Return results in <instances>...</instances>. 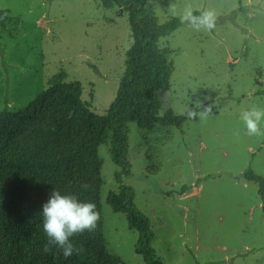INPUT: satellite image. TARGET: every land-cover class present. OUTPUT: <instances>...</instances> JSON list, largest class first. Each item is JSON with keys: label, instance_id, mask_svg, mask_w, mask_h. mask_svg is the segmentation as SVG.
Returning <instances> with one entry per match:
<instances>
[{"label": "rangeland", "instance_id": "1", "mask_svg": "<svg viewBox=\"0 0 264 264\" xmlns=\"http://www.w3.org/2000/svg\"><path fill=\"white\" fill-rule=\"evenodd\" d=\"M146 5L159 24L187 9L215 12L213 30L183 22L158 42L171 63L158 116H180L197 102L211 105V113L180 130L156 126L147 133L128 125L131 173L122 182L149 220L155 256L162 264H264V205L258 187L242 178L248 168L264 176V136L247 135L239 119L244 108L264 107V0ZM4 10L14 22L0 28V112L26 108L63 73L81 83L91 111L105 116L132 44L127 15L99 0H0ZM98 157L105 247L124 264H144L134 252L137 233L105 203L118 188L119 169L106 146Z\"/></svg>", "mask_w": 264, "mask_h": 264}, {"label": "trees", "instance_id": "2", "mask_svg": "<svg viewBox=\"0 0 264 264\" xmlns=\"http://www.w3.org/2000/svg\"><path fill=\"white\" fill-rule=\"evenodd\" d=\"M99 2L105 10L117 8L118 14L127 15L132 38L124 74L106 115L94 114L91 103L82 99L81 83L66 81L63 73L49 79L47 88L26 108L0 112V264H124L107 251L103 240L101 146L108 148L111 162L119 169L114 176L118 188L107 195L106 205L113 213L123 214L128 229L137 233L134 252L143 263L162 264L152 246L149 220L136 207L135 193L122 177L131 173L129 124L150 133L156 126L180 130L185 122L196 121L171 110L158 116L159 94L167 88L171 74L169 53L158 42L178 30L183 21L173 17L159 24L146 0ZM9 14L0 11V28L14 22ZM242 178L258 187L264 205V176L248 168ZM54 188L94 203L99 213L93 231L70 238L79 251L67 258L57 248L43 251L47 237L40 212Z\"/></svg>", "mask_w": 264, "mask_h": 264}, {"label": "clouds", "instance_id": "3", "mask_svg": "<svg viewBox=\"0 0 264 264\" xmlns=\"http://www.w3.org/2000/svg\"><path fill=\"white\" fill-rule=\"evenodd\" d=\"M181 19L198 31L201 29L211 31L215 28V12L211 9L202 11L199 16L193 15L191 9H187ZM195 108L203 110L197 112ZM195 108L188 107L181 114L189 119H194L198 115L201 119H206L212 111L211 105L204 107L202 102H197ZM239 119L247 135L264 136V130L261 128L264 122V107L252 105L244 108L240 111ZM81 187L86 189L87 185ZM40 214L47 237L43 251L50 252L57 248L65 258L79 251L70 238L85 231H93L99 220L94 203L80 201L75 195H63L55 188L50 192L47 202L42 205Z\"/></svg>", "mask_w": 264, "mask_h": 264}]
</instances>
